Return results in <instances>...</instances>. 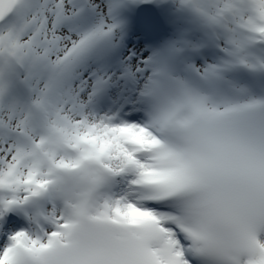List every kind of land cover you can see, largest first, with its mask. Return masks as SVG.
Returning a JSON list of instances; mask_svg holds the SVG:
<instances>
[{"label":"snow or ice","instance_id":"1","mask_svg":"<svg viewBox=\"0 0 264 264\" xmlns=\"http://www.w3.org/2000/svg\"><path fill=\"white\" fill-rule=\"evenodd\" d=\"M0 264H264V0H0Z\"/></svg>","mask_w":264,"mask_h":264}]
</instances>
